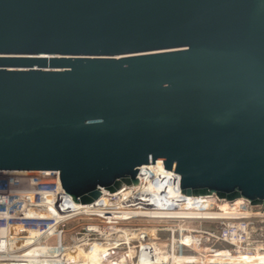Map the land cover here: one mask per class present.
I'll list each match as a JSON object with an SVG mask.
<instances>
[{
    "label": "water",
    "instance_id": "1",
    "mask_svg": "<svg viewBox=\"0 0 264 264\" xmlns=\"http://www.w3.org/2000/svg\"><path fill=\"white\" fill-rule=\"evenodd\" d=\"M156 162L264 205V0H0V171L89 206Z\"/></svg>",
    "mask_w": 264,
    "mask_h": 264
},
{
    "label": "built area",
    "instance_id": "2",
    "mask_svg": "<svg viewBox=\"0 0 264 264\" xmlns=\"http://www.w3.org/2000/svg\"><path fill=\"white\" fill-rule=\"evenodd\" d=\"M156 163L140 168L137 186L124 187L114 194L103 191L101 198L89 206L75 204L63 192L58 172L0 171V264H90L83 256L77 260L79 263L70 262L67 254L70 249L79 247L80 254L90 256L92 243L128 251L134 264H139L141 255L153 261L157 251L161 264H202V261L210 264L199 253L182 245L181 235L217 239L224 255L222 264H264V205L252 207L249 202L240 200L245 214L195 216L181 221L174 215L180 211L176 204L179 200L224 201L216 197L183 196L179 176L166 171L163 165L153 169ZM147 184L154 187L153 194L144 191ZM148 197L155 200L148 203L145 201ZM132 203L138 207L133 208L136 205L132 207ZM45 213L53 216L40 217ZM79 219L87 221L81 233L74 238L67 237V226ZM139 221L161 223L156 234L166 233L170 239L153 236L151 244L160 246L141 248L142 244L150 245L149 235L135 236L133 230H150L139 229L135 224ZM197 224H206L209 228L202 230ZM36 244L51 247L45 255L32 256L30 250Z\"/></svg>",
    "mask_w": 264,
    "mask_h": 264
},
{
    "label": "bare ground",
    "instance_id": "3",
    "mask_svg": "<svg viewBox=\"0 0 264 264\" xmlns=\"http://www.w3.org/2000/svg\"><path fill=\"white\" fill-rule=\"evenodd\" d=\"M147 168V167H146ZM159 169V168H162V163L161 162H157L156 163V166L153 167V169ZM145 169V167H144ZM160 173H164V171H158ZM144 191L147 192V194H153L155 192V189L153 186H150L149 184L145 185L144 186ZM158 199V198H156ZM164 199V198H162ZM211 199V198H209ZM209 199H205V200H201V199H196V200H179L177 201V206L180 208V211L174 215H176L177 218L181 219V221H183L184 219H190L191 217H195V216H199V217H205V218H213V217H220V216H228V215H233V216H237V215H240L241 213L242 214H245V212H243V209L245 207H243L242 203L240 200H237L234 202V204H229L227 202H222V203H218L215 199L213 200H209ZM155 200L154 198H150L148 197L147 200H145L146 202L148 203H152V201ZM136 200H133L132 202H134ZM217 204V205H216ZM132 207L134 205H136L135 207L133 208H137L138 207V204H135V203H132L131 204ZM135 212V211H133ZM134 214V213H132ZM152 215H155L154 213H151ZM53 214L52 213H45V214H41L40 217H52ZM180 230L182 229V227L179 228ZM157 230H150V231H147L145 232V230H133V234L136 236L137 234H148V238H149V242H150V245H140L141 248H144V247H158L160 246L159 244L157 245H152L151 242H152V239L151 237L154 236V234L156 233ZM32 234H35V233H32ZM159 235H164L165 238L164 240L166 239H170L169 235H167L166 233H158ZM191 237V236H189ZM206 240H212V241H216V242H219L217 241V239L215 238H210V239H206ZM181 241V244L183 245V242L182 240L180 239ZM220 243V242H219ZM97 244L95 243H92L89 247L90 249H92L93 246H95ZM48 247H51V246H45V245H41V244H36L31 250H30V255H34V256H41L42 254L45 255V252H47V248ZM79 247H75L73 249V253L76 251L77 253H79V255L83 258H84V255L80 254V251L78 249ZM110 251L114 250V249H111L109 248ZM189 249H192L193 251H195L196 253H199V255H203V247L202 246H198L197 244L194 243V245ZM70 251H72L70 249ZM69 251V254L71 253ZM108 252V251H107ZM106 253V252H105ZM126 254L127 256L126 257H122V258H118L115 260V264H120V262L122 261V259L127 262V264H134L133 263V260H132V255L131 253L128 251H126ZM193 255V254H192ZM196 255V254H195ZM68 256V254H67ZM192 257V256H191ZM68 259V258H67ZM190 258H187L186 260H189ZM87 261H90L91 263L90 264H103V262L101 261V258H100V253H93L90 258H88ZM149 261V258H146V257H143L141 255V258L139 260V264H146L147 262ZM252 261V260H251ZM26 264H34V263H26ZM39 264H50V263H47V262H41ZM148 264H161L160 262V256L158 254V251L155 253V256H154V260L153 261H149Z\"/></svg>",
    "mask_w": 264,
    "mask_h": 264
},
{
    "label": "rangeland",
    "instance_id": "4",
    "mask_svg": "<svg viewBox=\"0 0 264 264\" xmlns=\"http://www.w3.org/2000/svg\"><path fill=\"white\" fill-rule=\"evenodd\" d=\"M87 221L85 219H79L78 221H76L75 223L70 224L69 226H67L66 230H67V237L71 236V238L75 237V235L81 233L82 231V227L84 226V224ZM136 226L139 229H149V230H160L159 227H161V223H157V222H145V221H139L137 223H135ZM200 229H208L209 226L206 224H202V225H198L197 224V228ZM155 239H164L165 236L164 235H159L158 233L154 234ZM183 242V245H186L188 247H192L195 244H197L198 246H202L203 247V255H201L202 257L206 258L203 259L207 262H209L210 264H222L223 259L221 258V256H224L223 254H221V245L219 242L216 241H212V240H206L203 239L201 237H195V236H191V237H184L183 235H181L180 238ZM158 245V244H157ZM111 245H105L103 247H100L98 245H95L92 247V249H90L91 254L93 253H100V258L101 261L104 263L106 262V264H115V260L118 258H122V257H126L127 254L125 251L122 250H112L110 251ZM108 251V252H107ZM71 253L68 254L67 258L70 262H74V263H79L77 260L81 259L82 257L79 255V253H77L76 251L73 253V250L70 251ZM106 252V253H105ZM129 253V252H128ZM90 256L86 255L84 256V259L90 258ZM86 260V261H87ZM198 260V259H197ZM202 264H206V262L202 261ZM39 264V263H38ZM120 264H127V262H125L123 259L120 262Z\"/></svg>",
    "mask_w": 264,
    "mask_h": 264
}]
</instances>
